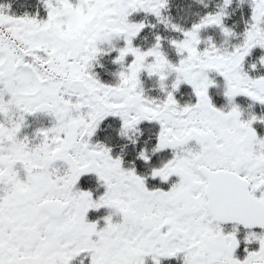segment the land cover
Listing matches in <instances>:
<instances>
[{
	"label": "snow or ice",
	"instance_id": "obj_1",
	"mask_svg": "<svg viewBox=\"0 0 264 264\" xmlns=\"http://www.w3.org/2000/svg\"><path fill=\"white\" fill-rule=\"evenodd\" d=\"M0 264H264V0H0Z\"/></svg>",
	"mask_w": 264,
	"mask_h": 264
}]
</instances>
